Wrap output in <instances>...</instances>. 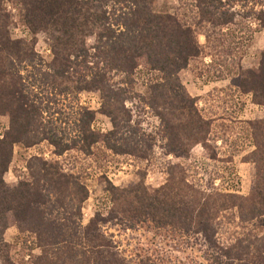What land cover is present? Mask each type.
Instances as JSON below:
<instances>
[{
    "label": "trees",
    "instance_id": "trees-1",
    "mask_svg": "<svg viewBox=\"0 0 264 264\" xmlns=\"http://www.w3.org/2000/svg\"><path fill=\"white\" fill-rule=\"evenodd\" d=\"M7 1L17 8L33 39L11 38L8 29L13 18L2 11L0 0V117L9 119L0 138V239L10 227L32 237L42 250L32 264H136L103 230L110 225L134 229L136 223L148 221L159 229L171 228L200 239L215 255L214 264H245L249 253L256 264H264V236L246 230L264 218V120L250 123L255 151L243 163L255 166L256 180L248 196L223 193L212 184L205 189L189 182L181 167L170 166L166 184L158 189L146 186L145 176L141 183L127 188L106 180L104 206L83 227L82 208L89 191L79 174L66 173L58 161L32 157L28 176L16 188L9 189L4 182L17 145L31 149L46 143L59 158L72 151L91 157L96 147L138 159H146L152 151V145L140 135L134 112L126 106L132 97L121 85L124 82L110 83L107 72L97 83L102 101L99 112L82 107L75 116L53 111L56 100L52 93L80 75V66L75 64L84 50L94 52L98 67H110V72L125 81L139 67L158 74V81L150 86V99L140 97V103L169 131L165 156L187 158L192 147L207 142L209 123L201 117L179 74L190 61L208 54L198 43L201 29L208 25L222 30L233 25L237 17L234 7L242 0H194L199 30L176 16L155 13L154 0ZM250 5L247 14L258 11L260 31L264 32L261 2ZM39 34L46 36L50 62H44L35 51ZM205 38L209 45L210 37L205 34ZM237 88L251 94L253 104L264 107V52L259 68L242 75ZM98 113L111 122L107 134L92 129ZM71 123L73 132L67 129ZM231 222L240 232L225 246L219 235Z\"/></svg>",
    "mask_w": 264,
    "mask_h": 264
},
{
    "label": "rangeland",
    "instance_id": "rangeland-1",
    "mask_svg": "<svg viewBox=\"0 0 264 264\" xmlns=\"http://www.w3.org/2000/svg\"><path fill=\"white\" fill-rule=\"evenodd\" d=\"M247 1L248 4L242 0L235 5L237 17L233 25L222 30H213L208 25L201 29L198 43L208 54L190 61L188 68L179 74L189 96L196 100V108L201 117L209 123L207 142L192 147L189 158L165 156V147L170 145L169 131L164 129L161 120L148 106L140 103V97L150 99V86L158 81V74L139 67L125 81L116 72H110V67L100 64L98 67L94 52L84 50L80 53L79 62L75 64L76 68L80 66V75H74V82L64 83L52 93L56 100L53 111L66 112L70 116H75L80 107L99 112L102 101L97 83L102 80V74L107 72L110 83L124 82L121 85L132 97L126 106L134 112V120L140 125V135H144L152 145V151L146 159H138L133 156H115L102 147H96L91 157L72 151L59 158L53 155V150L46 143L31 149L17 145L14 147L9 171L4 176L6 186L14 189L21 180L26 179L27 164L32 157H41L49 162L58 161L66 173L79 174L89 191V200L82 208L83 227L89 224L97 210H102V204L104 206L106 180L115 187L127 188L141 183L145 176V185L158 189L166 184L167 169L170 166L181 167L189 182H195L205 189L212 184L223 193L248 196L256 180V168L252 163H243V159L255 151L251 122L246 120L251 118L254 111L263 112L264 107L250 106L246 102L248 99L244 98L237 87L242 75L260 66L264 40L258 34L263 31H260L259 17L255 13L258 11L249 15L247 12L253 2H261L264 9V1ZM194 6V0H154L153 3L155 13L176 16L199 30ZM1 9L13 18L8 29L11 38L32 41L33 35L20 21L17 8L9 1L2 0ZM205 34L211 39L209 45ZM35 51L44 62L51 61L50 48L44 34L37 36ZM8 126L9 119L0 117V138ZM67 129L73 132L72 123ZM92 129L107 134L112 129L111 122L98 113ZM103 214L106 216L107 212ZM229 225L219 235V242L225 246L231 244L237 232H240L232 222ZM246 230L259 237L264 236V218L254 221ZM103 232L112 238L126 258L136 264L140 260H150L151 264H214L215 255L206 249L200 239L171 228L159 229L148 221L136 223L134 229L110 225L104 227ZM41 254L42 250L36 247L33 238L19 233L15 227H10L0 239V264H32ZM249 254L245 264H256L253 254Z\"/></svg>",
    "mask_w": 264,
    "mask_h": 264
},
{
    "label": "crops",
    "instance_id": "crops-1",
    "mask_svg": "<svg viewBox=\"0 0 264 264\" xmlns=\"http://www.w3.org/2000/svg\"><path fill=\"white\" fill-rule=\"evenodd\" d=\"M258 35H260V36H262V39L264 40V32H261V33H259ZM243 96H244V98L245 99H248V100H246V102L250 105V106H252V107H257V108H263V107H259V106H257V105H255V104H253L252 103V97L250 96V95H245V94H243ZM197 97H199V96H197ZM258 115H262L261 116V118H259V117H257L256 119L255 118H252V116H258ZM250 119H248V120H246V121H248V122H253V121H255V120H263L264 119V108H263V112H259V113H257V112H255L254 111V113H252L251 115H250ZM245 165H248V164H246L245 163Z\"/></svg>",
    "mask_w": 264,
    "mask_h": 264
}]
</instances>
